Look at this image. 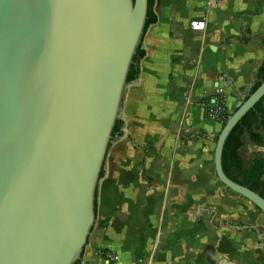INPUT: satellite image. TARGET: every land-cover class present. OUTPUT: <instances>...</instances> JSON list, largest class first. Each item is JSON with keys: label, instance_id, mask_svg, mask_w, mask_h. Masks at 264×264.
<instances>
[{"label": "water", "instance_id": "water-1", "mask_svg": "<svg viewBox=\"0 0 264 264\" xmlns=\"http://www.w3.org/2000/svg\"><path fill=\"white\" fill-rule=\"evenodd\" d=\"M148 10L149 0H0V264L82 262ZM250 90L217 137L214 171L264 215V198L223 168L225 144L264 99V81L245 101ZM223 225L264 241L256 225ZM201 256L231 264L212 246Z\"/></svg>", "mask_w": 264, "mask_h": 264}, {"label": "crops", "instance_id": "crops-1", "mask_svg": "<svg viewBox=\"0 0 264 264\" xmlns=\"http://www.w3.org/2000/svg\"><path fill=\"white\" fill-rule=\"evenodd\" d=\"M153 11L157 22L143 37L139 77L124 93L123 135L109 146L97 222L80 264H106L108 251L116 254V264H199L203 251L197 253V244L202 250L212 246L231 264H264V241L255 232L219 226L206 245L210 235L199 238L196 231L204 223L201 216L214 213L207 205L216 197L209 188L217 180L216 140L223 127L206 117L201 103L213 98L220 83L231 115L244 88L257 83L264 62V0H154ZM194 20H206V31L191 30ZM188 97L194 105H186ZM247 147L254 152L251 162L264 158V144L246 138L243 159ZM202 178L207 186L199 185ZM163 192L170 198L160 199ZM167 207H182L185 214L173 210L169 220ZM192 207L197 209L190 214ZM246 210L255 213L252 225L264 231V215L247 204ZM184 219L191 228L172 226ZM149 223L152 235L158 232L156 241L147 239Z\"/></svg>", "mask_w": 264, "mask_h": 264}, {"label": "trees", "instance_id": "trees-1", "mask_svg": "<svg viewBox=\"0 0 264 264\" xmlns=\"http://www.w3.org/2000/svg\"><path fill=\"white\" fill-rule=\"evenodd\" d=\"M154 0H149L148 18L145 26V32L149 26L157 22V17L153 11ZM145 56L142 50V44L138 47L131 65L127 83L134 82L140 74L139 64ZM264 81V62L258 72L257 83L247 93L244 100L246 101ZM264 131V99L261 100L234 128L230 134L224 148L223 168L226 175L234 182L258 193L264 198V158L256 157L252 164L246 166L244 159L240 155L242 148L245 146V139L248 138L256 145L264 144V137L261 132ZM113 138L123 135V123L117 121L113 130ZM103 175L101 172L100 179ZM96 201V214H97ZM257 209V208H256ZM258 210V209H257ZM234 225V224H233ZM76 264H80L76 263Z\"/></svg>", "mask_w": 264, "mask_h": 264}, {"label": "rangeland", "instance_id": "rangeland-1", "mask_svg": "<svg viewBox=\"0 0 264 264\" xmlns=\"http://www.w3.org/2000/svg\"><path fill=\"white\" fill-rule=\"evenodd\" d=\"M120 118H121V112L119 115V121H120ZM251 143H253V142H251ZM243 153L245 156L244 162H245L246 166H249L252 163L251 162L252 161V154L254 152L252 151V149L250 147H247L246 149L243 150ZM171 177H172V175H171ZM172 179H173V181H176L177 177L174 176ZM166 181H167V179H163V181H161V184L165 185ZM199 185L207 186L208 185L207 178H202V181L199 183ZM98 187H99V185H98ZM211 187L212 188H209V189L212 190V193H213L212 195H214L216 197L212 198V203L210 205H207V208H211V210H213L214 213H212V214L204 213L201 216L204 223H202L201 225H198L196 227V231H198V230L200 231L198 233L199 238L200 237L203 238L204 235H206V237H207V235H210L209 236L210 239L207 238V241H206L207 244L206 245H209V244L211 245V242L213 240L212 237L216 233L215 229L220 226L219 225L220 221L223 218H227L231 224L238 225V226L252 225L255 223V218H256L254 212H250L247 210L245 211L246 204L250 207H254V206L248 200L242 198L238 194H236L232 191H229V190L228 191L225 190L223 188V185L221 184V182L218 181V179L216 180V184L214 186H211ZM97 190H98V188H97ZM158 197L160 199L170 198L168 196V194H166L165 192L158 193ZM202 202H204V199L197 201L196 205H200ZM196 209H197L196 207L195 208H193V207L189 208L190 214L195 213L194 210H196ZM166 210H167L168 217H170L169 220L173 219V215H174L173 210H174L175 214L178 215L179 217H181L182 215L185 214L182 207H176V208H168L167 207ZM247 212H248L247 216L243 219L244 221H242L241 217L243 218L244 213H247ZM172 223H173L172 226L179 225V227L181 229H189L192 227L191 226L192 224L186 219H184L183 221H181L178 224H175V221ZM203 224H204V226H206V229H207L206 231H204V229H203L204 227H202ZM167 225L165 224L166 227H167ZM223 227L227 231L231 230L226 225H223ZM153 229H154V225L152 223H149V228L147 230V232H148L147 239L156 241L157 237H158V232H156L152 235L151 232L153 231ZM199 238H197V237L194 238V241H199ZM203 247H204L203 244H197V249H196L197 253H199L200 251H203L202 250ZM197 258L200 261L199 264H209L210 263L207 260L203 259L202 256L201 257L197 256Z\"/></svg>", "mask_w": 264, "mask_h": 264}, {"label": "built area", "instance_id": "built-area-1", "mask_svg": "<svg viewBox=\"0 0 264 264\" xmlns=\"http://www.w3.org/2000/svg\"><path fill=\"white\" fill-rule=\"evenodd\" d=\"M190 28L196 32H204L207 29V22L206 20H194L190 23ZM186 105H194V102L188 97ZM201 105L205 109L206 117L220 123L222 126L227 123L230 113L228 110V93L225 86L218 83L213 98L207 102H202ZM103 256L106 264H116L117 256L114 252H104Z\"/></svg>", "mask_w": 264, "mask_h": 264}]
</instances>
